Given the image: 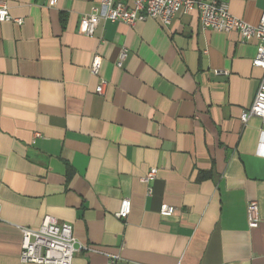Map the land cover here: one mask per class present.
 <instances>
[{"label":"crops","instance_id":"0c3cea01","mask_svg":"<svg viewBox=\"0 0 264 264\" xmlns=\"http://www.w3.org/2000/svg\"><path fill=\"white\" fill-rule=\"evenodd\" d=\"M217 1L260 24L264 0ZM0 2L24 20L0 23V264H33L20 228L47 216L73 226V264H264V123L242 122L264 76L257 39L205 29L198 12L88 37L81 19L101 0Z\"/></svg>","mask_w":264,"mask_h":264},{"label":"built area","instance_id":"2783aa9c","mask_svg":"<svg viewBox=\"0 0 264 264\" xmlns=\"http://www.w3.org/2000/svg\"><path fill=\"white\" fill-rule=\"evenodd\" d=\"M198 12L200 22L205 29L221 33L237 32L244 41L257 39V55L253 60V66L264 71V14L260 24L252 26L232 15L227 2H205L204 0H101L100 7L93 13L85 14L80 22L79 33L91 37L95 34L102 22L121 23L127 26H135L147 20H156L164 26H171L180 15ZM14 22L19 26L24 20L14 18L6 2H0V23ZM127 52L124 50L120 57L118 67H122ZM102 68L101 58H96L91 72L99 76ZM107 86L102 81L97 89V94L103 95ZM251 118H259L264 123V76L258 88L256 98L248 110L242 114V122L247 124ZM158 170L151 169L142 178V182L148 186V195L153 193L151 184L156 179ZM132 211L130 199H124L117 217L125 221ZM176 208L163 204L160 215L164 218L172 217ZM248 218L251 224L259 221V203L252 201L248 205ZM23 263L33 264H73L78 253V241L74 236L73 226L60 223L53 217L44 218L38 229L21 227ZM105 264H118L117 258H110Z\"/></svg>","mask_w":264,"mask_h":264}]
</instances>
